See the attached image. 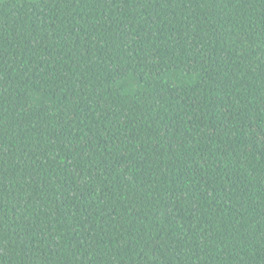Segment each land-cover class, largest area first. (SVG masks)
Returning a JSON list of instances; mask_svg holds the SVG:
<instances>
[{"label":"trees","instance_id":"16d2710c","mask_svg":"<svg viewBox=\"0 0 264 264\" xmlns=\"http://www.w3.org/2000/svg\"><path fill=\"white\" fill-rule=\"evenodd\" d=\"M0 264H264V0H0Z\"/></svg>","mask_w":264,"mask_h":264}]
</instances>
